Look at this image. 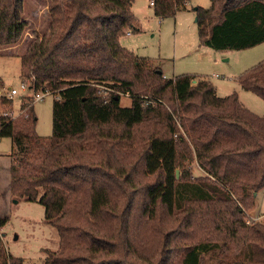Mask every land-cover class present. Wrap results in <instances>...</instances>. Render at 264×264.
Returning a JSON list of instances; mask_svg holds the SVG:
<instances>
[{"label": "trees", "instance_id": "1", "mask_svg": "<svg viewBox=\"0 0 264 264\" xmlns=\"http://www.w3.org/2000/svg\"><path fill=\"white\" fill-rule=\"evenodd\" d=\"M24 1L0 0V45L22 39ZM151 1L165 18L191 0ZM132 3L50 0L48 30L34 32L22 56V81L57 95L53 133H37L30 95L19 115L0 112V138L12 141L10 192L43 205L58 231L42 264H264V219L248 223L247 214L264 190V114L207 77L163 82L150 59L121 45L138 29ZM194 10L202 45L264 43V0ZM237 81L264 100V60ZM13 101L0 95L1 105ZM7 221L0 216V228ZM21 263L0 235V264Z\"/></svg>", "mask_w": 264, "mask_h": 264}, {"label": "rangeland", "instance_id": "2", "mask_svg": "<svg viewBox=\"0 0 264 264\" xmlns=\"http://www.w3.org/2000/svg\"><path fill=\"white\" fill-rule=\"evenodd\" d=\"M49 4L50 0H25L23 18L29 25L22 39L15 45H0V95L8 96L12 88L19 91L10 107L0 104V112L6 110L10 115H19L22 113L21 110L19 112L21 97L32 94L21 90L22 56L34 32L41 35L47 32ZM210 5L211 0H191L187 9L175 16L160 18L155 14L151 0H133L132 11L138 29L132 28L130 33L123 35L121 45L140 58L150 59L154 66L163 71V82L182 74L207 77L220 95L236 92L245 106L263 115L264 100L243 90L237 78L264 60V43L243 50H216L202 45L194 9L197 6L208 8ZM148 96H151V92ZM152 96L159 97L160 94L155 92ZM56 98V94H48L42 100L32 101L37 116L35 129L43 137L53 133V103ZM131 101L129 95H121L122 106H130ZM175 119L179 125V119ZM11 152V139L0 138V216H8V221L0 228V235L7 251L22 259L21 264H42L47 251H55L59 247L58 231L45 221L43 205L11 194ZM191 168L196 176L203 174L197 163L192 164ZM247 214L248 223L264 219V190L256 194L255 204Z\"/></svg>", "mask_w": 264, "mask_h": 264}, {"label": "built area", "instance_id": "3", "mask_svg": "<svg viewBox=\"0 0 264 264\" xmlns=\"http://www.w3.org/2000/svg\"><path fill=\"white\" fill-rule=\"evenodd\" d=\"M151 4H153L152 1H151ZM21 90L22 91H29L28 84L26 82H22V84H21ZM31 92H32L31 97H32L33 102L34 101L42 100L44 98V96H46L48 94H51L49 91H37V92L31 91ZM18 93H19V91L17 89L12 88L9 91L8 96L11 97V98H13Z\"/></svg>", "mask_w": 264, "mask_h": 264}, {"label": "crops", "instance_id": "4", "mask_svg": "<svg viewBox=\"0 0 264 264\" xmlns=\"http://www.w3.org/2000/svg\"><path fill=\"white\" fill-rule=\"evenodd\" d=\"M215 77H217L218 75H214ZM218 90V89H217ZM218 93H219V91H218ZM220 94V93H219ZM11 161H12V158L10 159V165H11Z\"/></svg>", "mask_w": 264, "mask_h": 264}, {"label": "water", "instance_id": "5", "mask_svg": "<svg viewBox=\"0 0 264 264\" xmlns=\"http://www.w3.org/2000/svg\"><path fill=\"white\" fill-rule=\"evenodd\" d=\"M196 21H197V18H196ZM177 176H179V171H177ZM16 202V201H15Z\"/></svg>", "mask_w": 264, "mask_h": 264}]
</instances>
